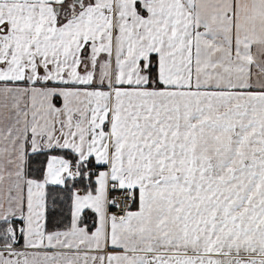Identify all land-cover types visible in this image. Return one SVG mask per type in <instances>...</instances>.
<instances>
[{"label": "snow or ice", "instance_id": "snow-or-ice-1", "mask_svg": "<svg viewBox=\"0 0 264 264\" xmlns=\"http://www.w3.org/2000/svg\"><path fill=\"white\" fill-rule=\"evenodd\" d=\"M0 264H264V0H0Z\"/></svg>", "mask_w": 264, "mask_h": 264}]
</instances>
